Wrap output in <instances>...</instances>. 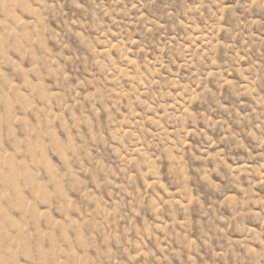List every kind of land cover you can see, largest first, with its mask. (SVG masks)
Masks as SVG:
<instances>
[{"label": "rangeland", "instance_id": "374dc122", "mask_svg": "<svg viewBox=\"0 0 264 264\" xmlns=\"http://www.w3.org/2000/svg\"><path fill=\"white\" fill-rule=\"evenodd\" d=\"M0 264H264V0H0Z\"/></svg>", "mask_w": 264, "mask_h": 264}]
</instances>
